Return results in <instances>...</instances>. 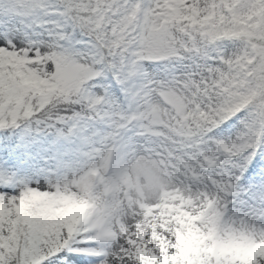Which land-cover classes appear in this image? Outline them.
I'll return each instance as SVG.
<instances>
[{
  "label": "snow or ice",
  "instance_id": "snow-or-ice-1",
  "mask_svg": "<svg viewBox=\"0 0 264 264\" xmlns=\"http://www.w3.org/2000/svg\"><path fill=\"white\" fill-rule=\"evenodd\" d=\"M0 264H264V0H0Z\"/></svg>",
  "mask_w": 264,
  "mask_h": 264
}]
</instances>
